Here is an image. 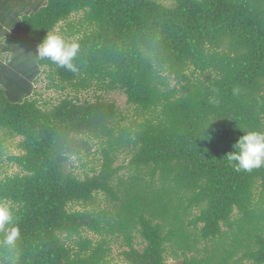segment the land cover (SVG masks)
<instances>
[{
    "label": "trees",
    "instance_id": "1",
    "mask_svg": "<svg viewBox=\"0 0 264 264\" xmlns=\"http://www.w3.org/2000/svg\"><path fill=\"white\" fill-rule=\"evenodd\" d=\"M61 23L76 73L37 58ZM42 76L76 97L46 108ZM95 89L134 116L78 97ZM249 131L264 134V0H0V204L20 231L0 264H117L118 244L124 264H264V166L227 161Z\"/></svg>",
    "mask_w": 264,
    "mask_h": 264
},
{
    "label": "clouds",
    "instance_id": "2",
    "mask_svg": "<svg viewBox=\"0 0 264 264\" xmlns=\"http://www.w3.org/2000/svg\"><path fill=\"white\" fill-rule=\"evenodd\" d=\"M79 51L80 44L76 40L65 39L55 29L47 31L36 49L38 59H47L58 68H65L73 73L78 71L74 61ZM232 147L234 150L227 155V161L236 171H251L264 166V134L257 131L246 132ZM16 220L10 208L0 204V243L4 247H15L20 238Z\"/></svg>",
    "mask_w": 264,
    "mask_h": 264
},
{
    "label": "rangeland",
    "instance_id": "3",
    "mask_svg": "<svg viewBox=\"0 0 264 264\" xmlns=\"http://www.w3.org/2000/svg\"><path fill=\"white\" fill-rule=\"evenodd\" d=\"M162 4H164L165 6H171L173 5L174 0H156ZM79 16H73L72 20H78ZM62 28H66V24L65 23H61L60 25L57 26V28L55 29L56 32L60 35L63 36L62 33ZM174 84V83H173ZM50 86L49 81H47L45 79L44 76L40 77L39 81L37 82V84L35 85V90L36 93L34 98L38 99L40 104L45 105L46 108H52L55 105H58L64 98L66 97H76V94H74L73 91H71V89H68L66 91H61V90H57V89H48V87ZM100 96L102 97L103 101L107 102V103H113L115 104L120 111L123 114V117H127V118H131L134 116V108L133 106H130L127 104V98L119 92H104V91H96L95 90H91L89 92H83L81 93L78 97L82 100V102H90L92 104L97 102V97ZM1 134H0V138H1ZM20 142V139H14L11 140L7 143H5V153H4V157L8 156V155H16L18 153H21L17 150L16 146L17 144ZM96 147H93L91 150V155L89 158H85L83 160V163L86 164V167H82V162H79V160L77 159V157H73L72 158V165L73 169L72 171L75 174H78L80 176H84L85 173H89L90 169L95 165L97 158H99V154L96 153ZM3 160H5V158H3ZM95 160V162L93 163V161ZM129 160L130 158L124 154L121 156V159L119 161V165L123 164L125 167H127L129 165ZM4 165V169L7 176H13L15 174L18 173V169L16 166H8L7 163L3 164ZM123 175H128L131 173H128V171H123L122 173ZM3 176L0 177V179ZM7 205L10 208V205L8 204H4ZM91 236V235H89ZM180 244L182 243L179 242ZM123 244V243H122ZM204 245H202L200 248H203ZM125 250V248H123V246H121V244L115 245L113 246V255L112 258H114V262L117 264H124L122 263L121 259H120V254ZM170 261V260H169ZM168 264H175V262L170 261Z\"/></svg>",
    "mask_w": 264,
    "mask_h": 264
}]
</instances>
